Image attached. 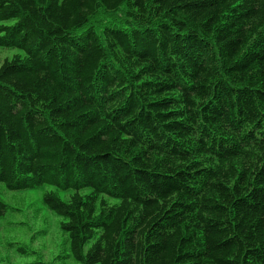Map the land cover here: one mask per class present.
Returning <instances> with one entry per match:
<instances>
[{
  "label": "trees",
  "instance_id": "1",
  "mask_svg": "<svg viewBox=\"0 0 264 264\" xmlns=\"http://www.w3.org/2000/svg\"><path fill=\"white\" fill-rule=\"evenodd\" d=\"M0 49V184L72 191L77 263L264 264V0H0Z\"/></svg>",
  "mask_w": 264,
  "mask_h": 264
},
{
  "label": "rangeland",
  "instance_id": "2",
  "mask_svg": "<svg viewBox=\"0 0 264 264\" xmlns=\"http://www.w3.org/2000/svg\"><path fill=\"white\" fill-rule=\"evenodd\" d=\"M110 15L97 18L104 23ZM15 52L0 49V65ZM47 190H54L64 199L72 193L48 186L10 191L0 184V198L8 208L6 216L0 219V264H79L70 254L67 235L59 230L60 220L43 202ZM90 191L88 188L81 193Z\"/></svg>",
  "mask_w": 264,
  "mask_h": 264
}]
</instances>
